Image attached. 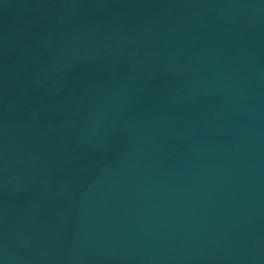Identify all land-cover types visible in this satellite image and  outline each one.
I'll list each match as a JSON object with an SVG mask.
<instances>
[{
  "label": "water",
  "instance_id": "1",
  "mask_svg": "<svg viewBox=\"0 0 264 264\" xmlns=\"http://www.w3.org/2000/svg\"><path fill=\"white\" fill-rule=\"evenodd\" d=\"M0 264H264V0H0Z\"/></svg>",
  "mask_w": 264,
  "mask_h": 264
}]
</instances>
